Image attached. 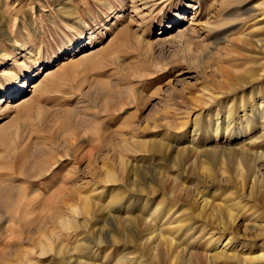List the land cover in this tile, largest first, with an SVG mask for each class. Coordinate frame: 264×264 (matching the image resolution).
Wrapping results in <instances>:
<instances>
[{"label":"rangeland","instance_id":"1","mask_svg":"<svg viewBox=\"0 0 264 264\" xmlns=\"http://www.w3.org/2000/svg\"><path fill=\"white\" fill-rule=\"evenodd\" d=\"M67 1L0 0V264H264V0Z\"/></svg>","mask_w":264,"mask_h":264},{"label":"bare ground","instance_id":"2","mask_svg":"<svg viewBox=\"0 0 264 264\" xmlns=\"http://www.w3.org/2000/svg\"><path fill=\"white\" fill-rule=\"evenodd\" d=\"M8 0H3V2H7ZM64 3H68V1L67 0H64ZM142 4V3H141ZM143 4H145V3H143ZM146 4H147V2H146ZM146 4H145V6H146ZM33 26H34V23L32 24V28H31V30H32V32H34V34H36V32H38L35 28H33ZM211 30V28H209V31ZM213 31V30H212ZM0 36H1V38L3 39V40H5L6 42H8L9 43V45H10V47H11V49H12V51H14V52H18L19 51V53L18 54H21V52H23V58H24V56L26 55H28V52H27V48H26V45L25 44H19L16 40H14V39H12V37L9 35V33L6 31V30H2V31H0ZM172 37V36H171ZM91 38V37H90ZM170 39V38H169ZM72 45V43L70 42L69 43V45H68V47L69 46H71ZM60 49V48H59ZM93 53V52H92ZM92 53H88V54H84V55H82L81 57H79V61H82V62H84V60H87V58L89 57V56H91L92 55ZM106 54V53H105ZM36 55H37V57L39 56V52H36ZM0 56L1 57H5V55L4 54H2V52H1V50H0ZM8 58V56H6V59ZM32 58H35V57H32ZM37 59V58H36ZM36 59H34V60H36ZM98 59H100V58H98ZM94 60V61H92V60H90V62H85L84 64H91V65H97L98 63H100V61L101 60ZM89 60V59H88ZM23 61V60H22ZM71 61V60H70ZM70 61H67L66 63H63L62 65H64V66H66V65H69V62ZM78 61V62H79ZM26 63V62H25ZM25 63H23V62H19L18 60H13L12 61V64H14L15 66L14 67H16V68H18L19 70V72L22 74H24V76H25V79H24V82H22V84H21V90L23 91L26 87V81L28 82V80H30L29 79V77H31V75H28V74H26L27 72H29V70H27V71H24L25 69H26V66H24V64ZM42 63H45L44 65L45 66H48V62L47 61H42ZM36 65V64H35ZM38 67V66H37ZM84 67H85V65H84ZM38 69V71L40 70V68H37ZM50 73L51 72H47L46 74H45V76H47V75H50ZM26 74V75H25ZM2 76H3V78H5V80H8V85L9 86H12V85H14L16 82H17V80H18V75L16 74V73H14V71H3L2 72V74H1ZM34 77V76H33ZM32 77V78H33ZM39 86H40V84L39 83H35V84H33V85H31V86H29V90H28V92L29 93H32V92H35L38 88H39ZM1 103V102H0ZM14 108H16L15 110H17L18 108H20L21 110H24L25 112H29V111H31L32 110V108H34V106L32 105V103L28 100V99H26L25 97L22 99V100H20L19 102H17L16 104H14V105H6L5 106V108H3V112H6V113H8V112H10L12 109H14ZM38 109V108H37ZM41 110H39V112H40ZM19 112V111H18ZM33 113V112H32ZM31 113V114H32ZM18 114V113H17ZM38 114V113H37ZM31 116V115H30ZM188 119H189V117H188ZM187 121V120H186ZM184 123H185V121H184ZM2 127V126H1ZM3 128V127H2ZM1 128V129H2ZM1 129H0V133H1ZM6 130V129H5ZM2 132H4V131H2ZM4 135V134H3ZM1 137V136H0ZM91 166V163L89 162V161H87L86 162V164H85V168H89ZM84 168V167H83ZM132 220H134V219H132ZM162 237V236H161ZM158 238V237H157ZM167 242H170L171 243V241H168L167 240ZM264 245V244H263ZM228 246V244H227V242L225 243V245L221 248V250H220V252H218L217 253V257L219 258V257H223V256H225L224 254H225V250L227 249L226 247ZM263 258H264V255L262 256Z\"/></svg>","mask_w":264,"mask_h":264}]
</instances>
